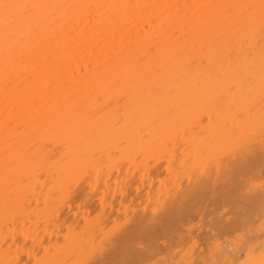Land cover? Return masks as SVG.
I'll list each match as a JSON object with an SVG mask.
<instances>
[{"label":"bare ground","instance_id":"bare-ground-1","mask_svg":"<svg viewBox=\"0 0 264 264\" xmlns=\"http://www.w3.org/2000/svg\"><path fill=\"white\" fill-rule=\"evenodd\" d=\"M0 264H264V0H0Z\"/></svg>","mask_w":264,"mask_h":264}]
</instances>
